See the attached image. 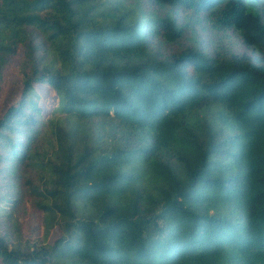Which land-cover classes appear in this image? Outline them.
Here are the masks:
<instances>
[{
  "label": "trees",
  "instance_id": "obj_1",
  "mask_svg": "<svg viewBox=\"0 0 264 264\" xmlns=\"http://www.w3.org/2000/svg\"><path fill=\"white\" fill-rule=\"evenodd\" d=\"M13 76L0 264H264V0H0Z\"/></svg>",
  "mask_w": 264,
  "mask_h": 264
},
{
  "label": "rangeland",
  "instance_id": "obj_2",
  "mask_svg": "<svg viewBox=\"0 0 264 264\" xmlns=\"http://www.w3.org/2000/svg\"><path fill=\"white\" fill-rule=\"evenodd\" d=\"M198 36L203 41L204 46L213 50L214 46H221L224 48L237 50L238 52H245V48L240 43L238 37L234 32L228 31L227 33H215L207 30L199 31ZM249 54V51H246ZM16 61V60H15ZM14 61V62H15ZM17 63V61H16ZM15 66V63H14ZM20 95V85L16 77H12L8 80L7 86L5 88L4 96L0 101V116L4 114L6 109L13 103L17 102ZM18 226L23 239L35 240L40 234L39 227L37 225V215L32 207H23L19 210L17 214ZM5 230L3 224L0 223V231ZM58 237L57 229L51 231L49 241L56 239Z\"/></svg>",
  "mask_w": 264,
  "mask_h": 264
}]
</instances>
